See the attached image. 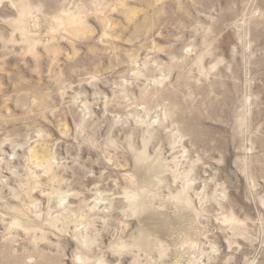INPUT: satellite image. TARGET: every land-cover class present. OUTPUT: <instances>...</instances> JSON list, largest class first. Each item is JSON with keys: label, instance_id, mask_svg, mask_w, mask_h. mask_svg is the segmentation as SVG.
<instances>
[{"label": "rangeland", "instance_id": "374dc122", "mask_svg": "<svg viewBox=\"0 0 264 264\" xmlns=\"http://www.w3.org/2000/svg\"><path fill=\"white\" fill-rule=\"evenodd\" d=\"M0 264H264V0H0Z\"/></svg>", "mask_w": 264, "mask_h": 264}]
</instances>
